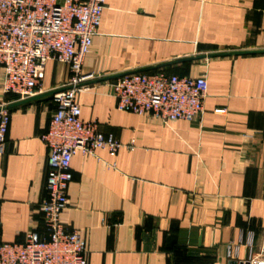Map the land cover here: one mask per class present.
I'll use <instances>...</instances> for the list:
<instances>
[{"label":"crops","instance_id":"1","mask_svg":"<svg viewBox=\"0 0 264 264\" xmlns=\"http://www.w3.org/2000/svg\"><path fill=\"white\" fill-rule=\"evenodd\" d=\"M233 51L260 52L200 58ZM83 72L91 76L76 94L82 119L135 140L115 156L98 149L72 160L61 221L85 239L88 264H237L228 246L242 229L264 227V0H106ZM131 72L205 74L203 117L165 124L120 111L110 83ZM4 77L0 65V105L11 113L0 157V243H20L30 231L44 233L41 135L56 109L47 93L65 87L71 70L48 60L24 103L4 91Z\"/></svg>","mask_w":264,"mask_h":264},{"label":"built area","instance_id":"2","mask_svg":"<svg viewBox=\"0 0 264 264\" xmlns=\"http://www.w3.org/2000/svg\"><path fill=\"white\" fill-rule=\"evenodd\" d=\"M105 7L106 0H0V65L6 93L19 99L35 96L50 59L68 63L71 70L69 82L53 94L56 109L41 135L48 148L46 196L39 205L44 233L30 231L24 242L0 243V264H88L85 239L61 221L69 204L72 160L78 153L96 156L98 149L115 156L122 148H135V140L123 143L101 131L99 121H84L76 100L91 76L83 66ZM110 88L120 111L150 113L167 124L201 119L209 82L205 74L131 72L115 78ZM10 118L8 106L1 104L0 157L7 151ZM227 257L237 264H264V227L259 233L242 229L239 241L228 246Z\"/></svg>","mask_w":264,"mask_h":264},{"label":"water","instance_id":"3","mask_svg":"<svg viewBox=\"0 0 264 264\" xmlns=\"http://www.w3.org/2000/svg\"><path fill=\"white\" fill-rule=\"evenodd\" d=\"M257 52H260V51H233V52H220V53H214V54H208V55H202L200 56V58H207V57H214V56H225V55H240V54H249V53H257ZM127 73H121L119 75H116L114 78H117V77H120V76H123ZM55 92L57 91H52V92H49L47 94H54ZM35 97H30V98H27V99H24L22 101H20L19 103H24L26 101H29L31 99H34ZM18 104V103H16Z\"/></svg>","mask_w":264,"mask_h":264}]
</instances>
